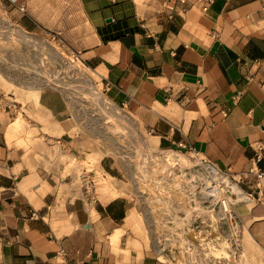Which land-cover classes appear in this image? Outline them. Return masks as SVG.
Wrapping results in <instances>:
<instances>
[{"label":"crops","instance_id":"obj_1","mask_svg":"<svg viewBox=\"0 0 264 264\" xmlns=\"http://www.w3.org/2000/svg\"><path fill=\"white\" fill-rule=\"evenodd\" d=\"M209 1L4 0L19 28L62 35L148 146L187 144L238 180L264 257V0ZM39 91L19 113L0 106V264H169L136 206L86 194L71 107Z\"/></svg>","mask_w":264,"mask_h":264},{"label":"rangeland","instance_id":"obj_2","mask_svg":"<svg viewBox=\"0 0 264 264\" xmlns=\"http://www.w3.org/2000/svg\"><path fill=\"white\" fill-rule=\"evenodd\" d=\"M5 5L0 0V84L4 79L3 86L10 93L6 96L11 95L17 102V113L21 106L36 104L31 98L35 91L62 92L74 118L75 132L68 140H75L74 151L81 156L80 160L71 157L69 168L80 167L79 181L86 194L96 199L122 198L140 211L137 175L142 158L155 147L148 146L147 135L129 115L114 107L107 97L104 80L72 51L61 34L24 31L14 24ZM37 84L40 89L28 90ZM106 105L110 108L106 109ZM19 122L22 127L29 125L22 116ZM88 179L94 181V186L87 193ZM214 217L200 228L207 237L209 256L216 264L217 258L223 264H264V257L246 239L237 207L235 218L220 221Z\"/></svg>","mask_w":264,"mask_h":264},{"label":"built area","instance_id":"obj_3","mask_svg":"<svg viewBox=\"0 0 264 264\" xmlns=\"http://www.w3.org/2000/svg\"><path fill=\"white\" fill-rule=\"evenodd\" d=\"M104 85L105 91L110 88L105 82ZM0 106L13 113L19 110L17 102L6 95L0 98ZM141 161L137 175L140 213L166 261L169 264H216L209 256L202 225L212 216L220 221L232 219L235 208L249 202L251 195L229 172L221 170L187 144H181L179 149L155 148ZM263 174L264 170L258 173ZM92 182L89 179L86 182L87 193L94 186ZM230 182L244 190L245 199H239ZM216 260L217 264H223L221 259Z\"/></svg>","mask_w":264,"mask_h":264},{"label":"bare ground","instance_id":"obj_4","mask_svg":"<svg viewBox=\"0 0 264 264\" xmlns=\"http://www.w3.org/2000/svg\"><path fill=\"white\" fill-rule=\"evenodd\" d=\"M29 38V37H28ZM1 82L3 83V85H5V80L4 79H2L1 80ZM41 85V84H40ZM33 86V87H32ZM32 86H30L29 88H28V90H37V89H40V87H38V84H37V86H34V85H32ZM42 86V85H41ZM93 88V87H92ZM97 90V89H96ZM40 92V91H39ZM39 92L37 91H35L32 95H31V98H33L34 100H35V102L36 103H39L38 102V99H39ZM96 93V92H95ZM96 94H100L101 95V93L100 92H97ZM103 97V96H102ZM106 107V109H109L110 107H108V105H106L105 106ZM90 127H91V125H90ZM141 149V148H140ZM227 183H229V181H227ZM231 183V182H230ZM231 185L233 186V190H234V192H236L237 194H238V196H239V199H245V192H244V190L241 188V187H239L237 184H234V183H231Z\"/></svg>","mask_w":264,"mask_h":264}]
</instances>
